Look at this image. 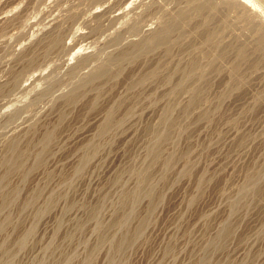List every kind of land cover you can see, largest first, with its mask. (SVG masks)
I'll return each instance as SVG.
<instances>
[{"label":"rangeland","instance_id":"1","mask_svg":"<svg viewBox=\"0 0 264 264\" xmlns=\"http://www.w3.org/2000/svg\"><path fill=\"white\" fill-rule=\"evenodd\" d=\"M251 1L0 0V264H264Z\"/></svg>","mask_w":264,"mask_h":264},{"label":"bare ground","instance_id":"2","mask_svg":"<svg viewBox=\"0 0 264 264\" xmlns=\"http://www.w3.org/2000/svg\"><path fill=\"white\" fill-rule=\"evenodd\" d=\"M244 1V0H243ZM246 2H247V0H245ZM249 1H251V0H249ZM251 3H252V1H251ZM136 11V10H135ZM155 13V12H154ZM132 14V13H131ZM146 15V14H145ZM141 16V15H140ZM143 19V18H142ZM176 23V22H175ZM155 27V26H154ZM145 30V29H144ZM150 34V33H149ZM206 37V36H205ZM148 38V37H147ZM158 38H159V36H158ZM148 40V39H147ZM146 40V41H147ZM150 40V39H149ZM140 43H142V42H140ZM149 44V43H148ZM132 45V44H131ZM148 46V45H147ZM152 46V45H151ZM138 49V48H137ZM163 49V48H162ZM77 53V52H76ZM206 61V60H205ZM194 64V63H193ZM196 65V64H195ZM170 112V111H169ZM168 116V115H167ZM168 118V117H167ZM108 120V119H107ZM108 124V123H107ZM172 126V125H171ZM12 146V145H11ZM153 153V152H152Z\"/></svg>","mask_w":264,"mask_h":264}]
</instances>
